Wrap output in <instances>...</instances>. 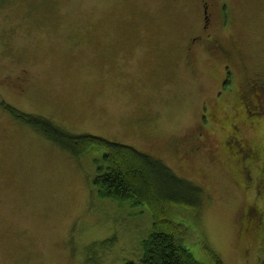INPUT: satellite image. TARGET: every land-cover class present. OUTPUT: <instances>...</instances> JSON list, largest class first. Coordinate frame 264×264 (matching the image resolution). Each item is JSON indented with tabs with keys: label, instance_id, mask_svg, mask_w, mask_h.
I'll list each match as a JSON object with an SVG mask.
<instances>
[{
	"label": "rangeland",
	"instance_id": "obj_1",
	"mask_svg": "<svg viewBox=\"0 0 264 264\" xmlns=\"http://www.w3.org/2000/svg\"><path fill=\"white\" fill-rule=\"evenodd\" d=\"M213 1V34L225 45L242 40L235 65L202 48L189 64L172 51L201 31L197 0H0V98L76 134L160 157L205 190L200 208L168 211L195 259L264 264V181L259 192L258 177L233 165L222 125L201 120L226 64L237 86L264 70V0H226L227 27L222 0ZM24 71L23 94L10 80ZM217 97L230 99L226 91ZM242 134L264 144V121ZM66 152L0 103V264L139 261L155 222L150 209L99 200L91 155Z\"/></svg>",
	"mask_w": 264,
	"mask_h": 264
},
{
	"label": "trees",
	"instance_id": "obj_2",
	"mask_svg": "<svg viewBox=\"0 0 264 264\" xmlns=\"http://www.w3.org/2000/svg\"><path fill=\"white\" fill-rule=\"evenodd\" d=\"M197 3L198 8L205 12L206 6L213 5L214 1L197 0ZM204 12L201 26L204 24ZM207 15V22L210 21L212 25L214 12L209 11ZM220 17L227 27L230 14L227 11L226 0H222ZM212 27H215V24ZM211 30H207L203 35L205 36ZM27 76V71H24L15 78L22 81L23 87H26L27 92L30 93L29 86L25 84ZM15 78L12 79L15 81L17 80ZM228 83L229 81L224 83L226 90ZM0 103L9 114L67 151L66 153L72 155L71 157L79 159L91 155L95 174L90 181L99 200H118L121 203H129L133 207L139 205L150 209L152 220L154 219L155 222L153 221V229L145 241V253L139 261H127L124 264H203L191 254L188 245L179 239L183 225L168 215V211L176 207L200 208L202 206L206 193L201 186L194 183L195 181L192 182L189 178L178 175L160 157L152 153L126 143L109 140L101 135L84 132L76 134L43 116L44 114L22 111L3 99H0ZM253 120L254 123L264 121V114L255 115ZM233 165L236 167L238 163L234 161ZM241 166L243 168L242 164ZM245 174L248 176L246 172ZM255 176L258 177L259 190V184L264 181V165ZM248 177L251 178V176ZM92 216L96 217V214ZM92 216H88V222ZM262 246L264 247V240H262ZM95 256L96 254L93 255ZM213 258L214 264H225L218 255H213Z\"/></svg>",
	"mask_w": 264,
	"mask_h": 264
},
{
	"label": "flooded vegetation",
	"instance_id": "obj_3",
	"mask_svg": "<svg viewBox=\"0 0 264 264\" xmlns=\"http://www.w3.org/2000/svg\"><path fill=\"white\" fill-rule=\"evenodd\" d=\"M213 5H215V2ZM210 6H206L205 12L202 9L205 15L201 31L198 34L190 35L183 48L178 45L173 50L179 53L180 59L181 57L184 58L180 54L182 49V53L186 56L188 64L192 63L191 61L197 55L198 50L202 48L210 55H218L227 61H231L235 65L233 59L242 51V40L233 39L225 45L218 35L213 34L215 27L212 26L214 23L210 25V21L207 22V14L210 11ZM209 29L212 30L204 36L203 33ZM242 59L247 60L244 57ZM257 70L253 69L248 77H245L243 82L237 86L235 83V71L231 68L230 64H226L224 66L225 74L221 88L216 93L215 98L204 104L203 108H205L201 114L202 121H211L213 119L222 125V132L226 139H224V146L227 153L233 156L232 158L235 163H238L240 166L242 164L244 171L251 177L253 174H257L254 172V164H257L259 169L264 165V144H256L252 139L242 134V132H245L246 127H249V124L254 123L253 117L255 115L259 116L264 114V70ZM227 81L229 83L228 89L226 90L224 89V83H227ZM10 82L16 84L21 92L27 93L26 87H20L21 81L19 79L15 81L11 79ZM224 91H226L230 99L223 105L217 96H221ZM154 120L151 115L146 125L150 126ZM201 148L202 145L190 147L191 155H197Z\"/></svg>",
	"mask_w": 264,
	"mask_h": 264
},
{
	"label": "bare ground",
	"instance_id": "obj_4",
	"mask_svg": "<svg viewBox=\"0 0 264 264\" xmlns=\"http://www.w3.org/2000/svg\"><path fill=\"white\" fill-rule=\"evenodd\" d=\"M180 47L182 48V46L180 45ZM182 50V49H181ZM172 51L173 52H175L174 50H173V48H172ZM1 99V98H0ZM142 120H143V122H144V124H146L147 122H146V116H144L143 118H141ZM143 124V125H144ZM139 125V124H138ZM73 132V131H72ZM150 153V152H149ZM154 155V154H153ZM156 156V155H155ZM157 157V156H156ZM159 158V157H158Z\"/></svg>",
	"mask_w": 264,
	"mask_h": 264
}]
</instances>
